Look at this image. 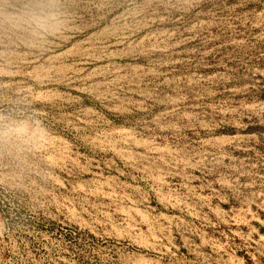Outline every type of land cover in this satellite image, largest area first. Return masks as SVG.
<instances>
[{
    "label": "rangeland",
    "instance_id": "374dc122",
    "mask_svg": "<svg viewBox=\"0 0 264 264\" xmlns=\"http://www.w3.org/2000/svg\"><path fill=\"white\" fill-rule=\"evenodd\" d=\"M0 264H264V0H0Z\"/></svg>",
    "mask_w": 264,
    "mask_h": 264
},
{
    "label": "clouds",
    "instance_id": "9594fccd",
    "mask_svg": "<svg viewBox=\"0 0 264 264\" xmlns=\"http://www.w3.org/2000/svg\"><path fill=\"white\" fill-rule=\"evenodd\" d=\"M29 3L30 4L35 3L38 5L40 3V0H29ZM29 13L32 15L33 19H35L37 22H39V17L36 15L34 10L30 9Z\"/></svg>",
    "mask_w": 264,
    "mask_h": 264
},
{
    "label": "bare ground",
    "instance_id": "6f19581e",
    "mask_svg": "<svg viewBox=\"0 0 264 264\" xmlns=\"http://www.w3.org/2000/svg\"><path fill=\"white\" fill-rule=\"evenodd\" d=\"M107 46V45H106ZM110 46V45H109ZM94 47V46H93ZM87 48V47H86ZM90 49V48H89ZM85 50H87V49H85ZM81 52V51H80ZM100 56V55H99ZM89 57V56H88ZM87 58V57H86Z\"/></svg>",
    "mask_w": 264,
    "mask_h": 264
}]
</instances>
